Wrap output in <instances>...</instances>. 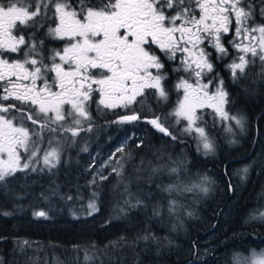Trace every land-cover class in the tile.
<instances>
[{
  "label": "snow or ice",
  "instance_id": "snow-or-ice-1",
  "mask_svg": "<svg viewBox=\"0 0 264 264\" xmlns=\"http://www.w3.org/2000/svg\"><path fill=\"white\" fill-rule=\"evenodd\" d=\"M49 13L58 23L49 27L46 35L66 44L46 54L44 41L34 33L26 35V30L40 26L36 18L42 14L49 18ZM257 14L264 19V0H0V188L7 189L9 178L18 172L55 169L61 149L51 147L55 138L52 134L69 132L75 137L84 130V122L92 119L89 105L94 102V94L99 96L98 109L101 105L107 109L142 105L148 90H153L149 96L158 102L168 101L164 59L178 61L173 70L187 74L174 85L182 96L163 120L153 113L147 123L176 140L165 126L168 118L174 117L175 124L186 122L180 131L195 133L197 151L202 146L205 155L214 152L210 133L202 126L204 109H211L221 121L234 120L240 127L243 124L242 118L231 116L226 109L229 94L207 49H214L218 60L227 57L229 50L222 37L231 32L228 44L237 53L227 65L232 79L244 76L249 64L257 59L264 66V24L255 22ZM138 97L144 99L138 101ZM140 119L133 110L116 122ZM45 142L50 147L41 149ZM180 163L185 164L186 159ZM38 165L42 167L38 169ZM122 169L120 165L113 171L121 176ZM160 171L159 167L152 169L153 174ZM179 171L180 167H173L167 174ZM241 171L246 175L248 169ZM100 179L107 177L101 175ZM202 181L210 183V178L205 175ZM120 182L124 183L121 195L126 198L116 208L118 215L146 207L144 199L129 190L122 176ZM148 182H152L151 177ZM91 183L95 184V179ZM157 188L168 193L192 190L187 186L181 189L178 184ZM201 190L209 191L208 187ZM97 195L91 193L87 205L91 212L98 211ZM175 206V200L168 202L170 215ZM160 213L157 204L152 215ZM34 215L47 214L39 211ZM260 218L264 219V213ZM150 238L156 239L151 233L137 237L145 241ZM84 259H91L87 252ZM234 259L235 264H264V254L254 255L250 261L240 255Z\"/></svg>",
  "mask_w": 264,
  "mask_h": 264
},
{
  "label": "trees",
  "instance_id": "trees-1",
  "mask_svg": "<svg viewBox=\"0 0 264 264\" xmlns=\"http://www.w3.org/2000/svg\"><path fill=\"white\" fill-rule=\"evenodd\" d=\"M157 105L150 100L143 109L136 110L142 116L149 117L157 114ZM89 112L92 119L83 125L84 130L79 131L77 136H69V154L62 155L55 169L51 172L47 169L42 172H18L9 178L7 189L0 188V264H66L62 260L70 262L72 258L73 264H94L92 257L100 260L101 264H185L191 261H194L191 264H231L228 254L241 244H249V238L241 241L242 237L249 235L252 238L248 232L250 228L244 225L245 216L254 209L252 205L258 196L264 200V186L259 181L253 185L234 180V194L230 195L222 165L229 162L228 170L237 167L245 160L235 159L246 152L229 149L228 154L218 158L213 152L205 156L190 149L189 156L182 159H186V163L180 164L183 167L189 164V173L198 174L200 180L205 175L209 177L219 187L217 194L200 202L194 201L191 208V193H168L157 188V185L178 184L180 178L177 176L151 183L130 182L129 190L139 194L146 207L118 215L116 208L122 206L126 197L121 195L124 192V183L120 182L123 172L118 176L113 169H120L125 153L143 151L152 141L164 144V147H170L175 141L178 152L189 146V139L171 130L177 136L176 140H172L146 125L143 144L138 147L134 145L133 148L127 146L122 152L112 153L115 147L113 141L117 135L121 136L128 130L129 125L117 123L118 120L112 117L117 112L102 106L98 109L97 105L92 104ZM167 126L172 129L171 125ZM66 133L69 132L63 134ZM81 139L84 141L81 142ZM111 154L113 157L104 164L101 174L95 175L96 167ZM258 154L257 150L246 162ZM253 174L258 177L257 180L264 176V165L256 166ZM101 175L107 179L101 180ZM93 179L95 184L91 183ZM244 185L247 187L242 191ZM93 192L98 193L95 200L98 211L95 212L87 207ZM193 193L195 195L196 192ZM69 196L72 199H68ZM169 199L176 201L172 214L175 218L179 217L178 226L170 224V228L164 225ZM157 204L163 215L153 216L152 209ZM192 210L193 213L189 215ZM39 211H44L46 217L34 215ZM218 217H221V221L213 229ZM234 225L241 229L233 231ZM175 227L180 228L182 233L177 235L178 240L184 241V249L178 257L174 255L172 247L163 249L157 245L158 236L167 243L168 235ZM149 233L156 239H137ZM120 237H124V240L120 241ZM24 241H28V244H24ZM50 252L57 253L62 260L47 258L46 254ZM85 252L91 257L88 261L84 259Z\"/></svg>",
  "mask_w": 264,
  "mask_h": 264
},
{
  "label": "flooded vegetation",
  "instance_id": "flooded-vegetation-1",
  "mask_svg": "<svg viewBox=\"0 0 264 264\" xmlns=\"http://www.w3.org/2000/svg\"><path fill=\"white\" fill-rule=\"evenodd\" d=\"M258 3L259 0H256ZM259 12V9H257V13ZM49 18H43V14L40 17H37L36 20L38 21V26L35 29H27L26 30V35L33 34L36 36L38 40H43L44 45H45V53L49 52L52 49H62L66 41L54 39L50 36H47L46 33L48 31L49 27H55L57 21H53L51 17V13L48 14ZM255 22L257 24H264V19H261V17L257 14L255 17ZM232 39V34L231 32L227 35L222 37V41L225 44L226 47H228L229 50V55L225 57L224 59H217V53L215 52L214 49L208 48L207 50L212 53V56L210 59L212 60L214 64V70L219 74V76L223 79L224 81V88L228 92L229 96V103L226 105V109L229 111L231 116H236L237 118H242V122H247L249 123V128L250 130V135L247 138V151L246 154L243 156L237 157L235 160H245V162H240L239 165H236L237 167H233L234 170H228V165L230 164L229 162L223 163L222 169L225 175L226 181L229 183L230 186V195L234 194L233 190V181L238 180L239 182H248L250 179L246 178L245 176L239 178L235 176V172L237 170H242L245 167H247L248 172L246 176L248 175L250 170H254V168H250L247 159L251 158L254 154L257 153L258 151H264V66L261 65L259 60H256L255 64H249L245 71V75L239 77L237 80H233L231 77L230 70L228 69L227 65L232 62V59L237 55L235 49L229 46L228 41ZM14 57L16 54H12ZM58 62V61H57ZM165 62V71L168 73V79L165 82L166 87L169 90V100L168 101H157L156 98L149 96V92L153 90H148L145 93V96L148 98L145 99L144 104H133L131 105L128 109L124 108H116V109H108L109 111H115L117 114L113 115L115 120H119V118L123 115H130L133 113V110L139 115V111L136 109L144 108L146 104H148L151 101L155 102L158 104L157 106L159 109L157 110V114L161 116L162 120L165 115H167L169 112L173 111L176 101L178 96H182V92L178 93L174 85L178 82L179 78L181 77H186V73L184 72H177L174 71L176 67H178V61H170L167 59H164ZM51 75L54 76V73ZM239 76V73H238ZM144 99L143 97H138V101ZM94 102H90L91 106L93 105H98L99 101V96L94 94L93 97ZM6 103H12V101H8ZM145 105V106H144ZM102 106V105H101ZM103 107V106H102ZM157 107V108H158ZM107 109V108H105ZM152 116L149 117H144L141 115V119L138 121H133L128 122V123H122L124 125H129V129L126 130L121 136L117 135V139L113 141L115 147L112 153L118 152V148H122L123 150L127 149V146H131L132 148L134 145H139L143 144V133H144V128L145 126H151V124L147 123L148 119H151ZM203 119H204V124L202 126L206 127V131H208L210 134L214 133L216 136H218V139L222 143V140L224 138V146L225 149H237L241 153V149H238L234 146V144L237 143H231L228 141V136H224L223 133H226V130L223 128L224 122L219 120L218 117H214L212 115V110L211 109H204L203 110ZM228 121H234V120H228ZM137 122V123H135ZM168 125L172 126V129L169 127V131L173 132H179L186 124V122H181L180 124H175V118L174 117H169L168 122L165 124L166 127ZM214 125V126H213ZM239 126H236L235 129H237ZM153 130L158 134L161 133L159 132L156 128L153 127ZM163 136H165L163 133H161ZM222 134V135H221ZM227 135V134H226ZM182 136H185L189 139V146H187L186 152H190L191 150H197V139L195 138V133L188 135L184 134ZM234 136V135H232ZM170 137V136H168ZM237 139V138H236ZM175 142V141H174ZM177 146V145H176ZM175 147V146H174ZM48 148L47 142L41 145V149ZM191 149V150H190ZM115 151V152H114ZM200 154H204V150L202 149L199 151ZM235 163V162H231ZM236 164V163H235ZM232 164V165H235ZM243 174V172L241 171ZM245 175V174H243ZM224 179V178H223ZM260 184H263L264 186V176H262L260 179H258ZM264 189V188H262ZM258 196V195H256ZM261 200L262 198H259L254 201V204L252 205L253 208L256 207L257 205L260 206L261 203H263ZM258 202H261L258 204ZM223 210V207L220 209V212ZM255 211H249L247 216L244 218V225L248 228L249 234L251 235L252 238H250L249 235H245L242 237V240H246L249 238V244H244L233 251H231L228 254V257L230 258L231 264H235V255L240 253V252H248V250H262L264 249V219L259 218L256 214H254ZM244 217V216H243ZM220 219V220H219ZM242 220V218H240ZM221 221V217H218V219L214 222L213 229L218 226V224ZM225 228H223L224 230ZM241 229L240 226H233L232 230H238ZM235 242V241H233ZM238 242V241H237ZM223 262V261H222Z\"/></svg>",
  "mask_w": 264,
  "mask_h": 264
},
{
  "label": "rangeland",
  "instance_id": "rangeland-1",
  "mask_svg": "<svg viewBox=\"0 0 264 264\" xmlns=\"http://www.w3.org/2000/svg\"><path fill=\"white\" fill-rule=\"evenodd\" d=\"M88 122L89 121H86L84 122V124ZM242 124H243V127L239 126L237 129H235V127L238 126L236 125L235 121H225L223 128L226 130V133L224 132L223 135L225 137L230 135V137L228 138V141L231 143H235L237 141V143L234 144V146L238 149H241L242 153L243 152L245 153L248 149L247 138L250 135L251 129L249 128V123L242 122ZM229 128L231 130H229ZM63 133L64 132L62 133L60 132L59 134H52L54 135L55 138L53 139V142L51 144V147H59L61 149V157L62 155L69 154L67 150V145L70 142L69 136L71 135L70 133H66V134H63ZM178 133L181 135H184L181 133V131H179ZM210 139L215 144V150L213 153L216 156H218V158H221L222 155L229 153L228 151L229 149L226 150L225 146L223 145L225 141L224 138L221 143L220 140L218 139V136L212 133L210 134ZM80 141L82 142L84 140L81 139ZM175 145L176 143L172 142L170 144V147L169 146L164 147L165 146L164 144H159L158 142L152 141L151 143L148 144L146 149L143 151L140 150V151H132V152L125 153L124 160L122 159L123 160L122 161L123 162L122 177L124 179V182L130 183V182H135V181H148L149 177H151L152 182H154L157 180L159 181V180L171 179L173 178V176L174 177L177 176L180 178V182L178 184L180 185L181 189H183L184 186H187L192 189L191 191H179V192L182 194H186V192H189V194L191 193L192 196L190 197V205H191V208H193L194 201L200 202L204 200L205 198H212L215 194L218 193L219 187L215 185L211 180H210V183H204L202 180L199 179L198 174L193 175L189 173L190 171L189 164H187L186 167H183V165L180 164L182 159H184L185 156L187 157L189 155L186 152L185 148H181L180 151L177 152L176 147L173 148ZM48 147H50L49 144H48ZM111 157H113V154L107 155L105 159H103V162L96 167L95 175L101 174L102 169H104V164L108 160L112 159ZM248 165L250 168L255 167V169L252 170V173L250 170L248 175L246 176V175H243L240 170H237L235 172V176L239 178L245 176L246 178L250 179L248 181L250 184H253V185L257 184L258 177L254 176L253 172L256 170V166L261 167L264 165V151H259V154L254 159H252L248 163ZM37 167L39 169L40 167H42V165H38ZM158 167L162 168V171L153 174L152 169L158 168ZM173 167H180V171L178 173L168 175L167 174L168 169L173 168ZM257 174L260 175L258 172ZM137 177H140V179L137 180ZM47 179H50V177H48ZM202 187H208L209 191L207 193L203 192L201 190ZM246 187H247L246 185L242 186L241 187L242 191H244ZM193 192H196L195 195H193L194 194ZM251 193L252 191H250V194ZM257 195H258V192H257ZM258 198L259 196L256 199ZM250 204L251 202L248 204V206L246 205L244 206H246L247 208L250 206ZM166 206H168V204ZM251 211H255L254 214H256L260 218L261 213H264V200L260 206L257 205ZM190 213L192 214L193 210L190 211ZM160 215H163V213H160ZM164 217H165L164 225H166L167 227L170 228V224H175L178 226L179 217L175 218L173 214L170 215L168 213V210L166 211V213H164ZM178 234H182L181 229L178 227H175L174 230L168 235L167 243H165L162 240L161 236H158V239H157L158 247L163 248V249L172 247V250L174 251V255L176 257L180 256L181 252L184 249L183 248L184 241L178 240L177 238ZM159 252L160 250H158V253ZM262 254H264V249L262 250H251L250 249L248 250V252H240L236 254L235 257L237 255H240L242 257L248 258L250 261L254 255L260 256ZM46 256L47 258L53 257L55 260H62V258H60V256L55 252L47 253ZM92 260H94V264H101V261L100 260L98 261L96 257H92ZM62 261L66 264H73V258L70 260V262H65L64 260ZM58 264H63V263L59 262Z\"/></svg>",
  "mask_w": 264,
  "mask_h": 264
},
{
  "label": "water",
  "instance_id": "water-1",
  "mask_svg": "<svg viewBox=\"0 0 264 264\" xmlns=\"http://www.w3.org/2000/svg\"><path fill=\"white\" fill-rule=\"evenodd\" d=\"M192 262H194V261H191V262H187V263H185V264H191Z\"/></svg>",
  "mask_w": 264,
  "mask_h": 264
}]
</instances>
